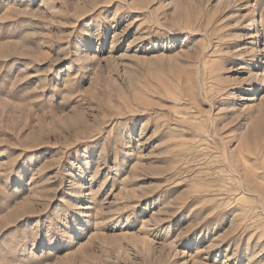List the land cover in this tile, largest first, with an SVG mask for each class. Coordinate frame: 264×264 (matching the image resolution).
I'll return each instance as SVG.
<instances>
[{
    "label": "rangeland",
    "instance_id": "374dc122",
    "mask_svg": "<svg viewBox=\"0 0 264 264\" xmlns=\"http://www.w3.org/2000/svg\"><path fill=\"white\" fill-rule=\"evenodd\" d=\"M0 264H264V0H0Z\"/></svg>",
    "mask_w": 264,
    "mask_h": 264
}]
</instances>
